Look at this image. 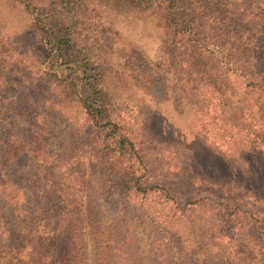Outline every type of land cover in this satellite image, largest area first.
<instances>
[{"label":"rangeland","instance_id":"obj_1","mask_svg":"<svg viewBox=\"0 0 264 264\" xmlns=\"http://www.w3.org/2000/svg\"><path fill=\"white\" fill-rule=\"evenodd\" d=\"M203 1L209 13L219 3L222 18L210 13L203 28L208 46L213 37L231 46H256L250 38L255 22L240 17L244 0H227L221 8L222 0ZM131 14L162 33L159 63L147 61L154 42L129 29L124 16ZM173 37L160 12L123 0H0V153L10 167L0 186V264H264L258 243L247 245L227 228L222 234L208 207L182 217L176 206L163 205L162 194L150 197L126 181L117 183L124 171L141 175L146 169L138 155L117 162L116 134L123 132L172 175L182 168L207 182L210 164L222 166L214 178L228 179L231 171L239 192L256 186L261 196L245 194L239 210L264 213V174L252 180L242 159L259 165L255 146L228 126L230 111L221 102L255 97L259 105L260 91L249 89L241 75L220 67L203 48ZM58 38L69 40L68 60L85 54L98 65L96 87L108 95L112 123H94L78 96L53 76ZM209 74L219 75L220 90ZM250 104L233 122L259 131L264 127L256 103ZM215 121L227 124L226 131ZM208 142L227 155L232 148L237 158L212 151ZM57 225L69 226L65 236L57 235ZM15 235L21 241L7 239ZM13 244L24 247L15 251Z\"/></svg>","mask_w":264,"mask_h":264},{"label":"trees","instance_id":"obj_2","mask_svg":"<svg viewBox=\"0 0 264 264\" xmlns=\"http://www.w3.org/2000/svg\"><path fill=\"white\" fill-rule=\"evenodd\" d=\"M123 1H126L132 6H139L142 10L151 9L160 12L165 25L171 29V34L175 36L173 38L175 40L178 38L181 39V45L182 43H190L194 48H203L202 50L206 52L210 58L214 59L218 65L221 64L220 67L227 66L228 70L230 69L233 73L241 75L243 79H245L249 89L260 91L259 95L262 104L259 105H257L258 99L255 97L252 98L253 101L241 98L240 101L233 102L232 96H228L221 101L224 106L229 109L228 111H230L231 117L226 119V122L230 121L231 123L228 126L234 128L236 132L244 138L249 139L251 145L254 144L255 146V151L257 153L256 158L260 161L259 165L246 156H242V159L248 164L250 170L247 168L246 171H249L248 174L252 180L255 182L256 180H260L258 175L264 174V128L259 131L250 129L245 130L244 128H246V126L235 124L237 122H233V119L238 111L243 112L244 108H246L248 104L251 107L250 103L253 102L256 103L255 108L257 107L258 109L256 115L260 121H262L261 123L264 127V5L260 6L262 0H244L245 7L242 9L243 12L240 13L241 18L243 17L246 19L250 17L249 19L255 22V26H257L255 27L254 35H250V38L254 40L256 46H231L227 45L220 38L213 37L212 39L214 42L211 43V47L207 45L208 37L203 28L207 19L211 16L210 13L215 19H222L220 15L217 14L219 10L217 4L219 3L213 5L217 8L216 11L212 9L210 5L209 13L206 8L207 4L203 0ZM226 1L227 0H222L219 7H223ZM229 2L231 1L229 0ZM246 10L248 12H246ZM38 22L40 23V21ZM41 25L39 27L43 26ZM72 39L74 40V37H72ZM56 45H58V52H55L54 61L58 66V70L52 72L53 76H59L71 93H75L78 96L77 100L94 123L100 126L112 123L113 120L110 118V110L107 108L108 95L102 88L96 87V82L98 84L99 81L97 76L100 75V72L94 73V70L98 65L95 66L85 54L80 52L81 50H79V53H81L82 56H77L75 59L68 60L66 57L67 48L70 47L68 39L58 38ZM208 79L212 81L213 86L217 87L218 90L221 89L222 80L219 79V75L214 77L212 74H209ZM2 99L3 98L0 97V106H2ZM242 104L244 105L243 107H241ZM195 105H198V103ZM214 123L221 126L220 130L226 131L227 124H220L218 121ZM116 137L117 162L118 160L119 162L122 160L125 161L134 155H138V158L146 168L141 175H137L134 171L130 174L124 171V174L127 176L125 177L124 174H119L117 183L126 181L128 185L133 184L136 190L149 193L150 197L162 194L163 198L161 201L163 205L168 206L171 204L176 206L178 210H181L179 214L182 217L186 212L196 211L197 209L202 211L203 208L208 207L209 211L214 212L215 216L218 217L220 221L218 228H220L222 234L224 233V229L227 228L229 231L233 232L232 235L241 237L238 240L243 241L247 245L256 241V243H258L256 245L258 252L264 253V233H262L264 228H261V230L259 229L261 222L257 220L260 215H263V221L264 213L261 209H258L255 214L256 216H253L252 212L240 211L238 207V205H240L239 203L243 204L245 199L243 196H245V194L249 195L250 193V196L256 200L261 197L256 192V186H249L247 190L243 188L242 191L239 192L241 186L237 184V180H234V178L238 176L234 175L231 171L226 174L228 175V179L221 180L220 178H214L212 175L217 173V170L219 172L222 168V166L216 163L210 164V166L208 165L206 168L211 169L209 170L210 174L207 176V182H203L204 179L201 181L198 173L190 175L183 172L182 168L179 170L178 174L172 175V170L169 169L168 171H164L162 166H159L160 160L156 159V157L153 158V154L149 155L144 153L139 143L132 140L131 136L123 132H118ZM207 146L210 149L212 148L214 152L216 151L224 154L220 149L218 150L214 147L211 142H208ZM229 150L231 151H229L228 155L224 154L226 158H237L232 148L229 147ZM167 158L169 159V156ZM7 162V156L4 152L0 153L1 188L5 184L8 171H10ZM109 166L112 165L110 164ZM113 169L116 170L115 168ZM118 173H120L119 170ZM128 176L130 178H128ZM157 191H160L159 194H157ZM219 201H222V204ZM220 204L223 206L222 208L217 206ZM249 216L252 217L250 218ZM155 223L156 225L154 227L156 229L169 232L167 226H164L161 222L155 220ZM125 226L128 229L127 223H125L124 227ZM204 227L203 225V228ZM68 228L69 226H65L62 229L60 225H57V235L65 236ZM125 232L126 230L122 233L124 240H126V236L130 234ZM174 236L172 231L169 232V239H175ZM21 237L22 236L19 235L8 236L7 239L21 241ZM228 237L232 239L231 235H228ZM12 247L15 251H21L24 246L13 244Z\"/></svg>","mask_w":264,"mask_h":264},{"label":"clouds","instance_id":"obj_3","mask_svg":"<svg viewBox=\"0 0 264 264\" xmlns=\"http://www.w3.org/2000/svg\"><path fill=\"white\" fill-rule=\"evenodd\" d=\"M124 19L127 21L130 30L140 31L148 35L149 38L153 40L154 48L151 53L146 56L147 61L151 64L159 63L160 61H162L164 57V43L162 33L156 30L155 27L152 26L151 21L146 18L131 14L125 15ZM118 20L119 17L117 18V21ZM117 21H114V23ZM122 36H124L125 39L127 38V36L123 33Z\"/></svg>","mask_w":264,"mask_h":264}]
</instances>
